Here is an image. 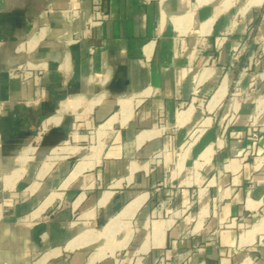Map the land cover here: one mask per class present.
<instances>
[{
    "label": "crops",
    "instance_id": "obj_1",
    "mask_svg": "<svg viewBox=\"0 0 264 264\" xmlns=\"http://www.w3.org/2000/svg\"><path fill=\"white\" fill-rule=\"evenodd\" d=\"M121 215L93 264H264V0H0V264H90Z\"/></svg>",
    "mask_w": 264,
    "mask_h": 264
},
{
    "label": "built area",
    "instance_id": "obj_2",
    "mask_svg": "<svg viewBox=\"0 0 264 264\" xmlns=\"http://www.w3.org/2000/svg\"><path fill=\"white\" fill-rule=\"evenodd\" d=\"M82 10L79 8H72L70 11L71 17H80L82 15ZM102 21L90 19L86 24L84 30L94 29L96 26L101 25ZM64 36H71L72 38L69 40L70 45L79 44L83 39V32H79V34L67 33ZM93 51V50H92ZM239 54L234 56V59H238ZM47 73L46 68L43 66H35L30 64H23L17 66L9 71V75L12 79H20L26 83H34L37 84L40 79H42ZM260 139V134L258 131L253 132L251 134V140L253 144H255Z\"/></svg>",
    "mask_w": 264,
    "mask_h": 264
},
{
    "label": "bare ground",
    "instance_id": "obj_3",
    "mask_svg": "<svg viewBox=\"0 0 264 264\" xmlns=\"http://www.w3.org/2000/svg\"><path fill=\"white\" fill-rule=\"evenodd\" d=\"M129 107L130 110L132 109L131 108V103L130 102H125V103H122V107ZM126 109V108H125ZM113 120H110L109 122H107L106 124L102 125L101 128L99 129V131L97 132V137H98V140H99V145H103V143L100 141L101 137L105 136L106 133L108 132V129H110L113 125ZM105 138V137H104ZM104 142V141H103ZM45 171H43L44 173ZM41 177L43 178V174H41ZM138 201V200H137ZM133 206V205H132ZM135 206V205H134ZM133 206V207H134ZM127 211V210H126ZM126 214V213H125ZM123 215L119 216L118 218H115L111 223H109V225L107 227H105L102 231V237L105 238L107 237V239H110L109 237L113 236V234L115 233L116 230L124 227L125 224H122L121 222V217ZM129 234V233H128ZM87 238L86 236H81L80 239H85ZM99 240V239H98ZM114 240V239H113ZM113 243V242H112ZM93 258V257H92ZM94 263V258L91 259L90 261V264H93Z\"/></svg>",
    "mask_w": 264,
    "mask_h": 264
},
{
    "label": "rangeland",
    "instance_id": "obj_4",
    "mask_svg": "<svg viewBox=\"0 0 264 264\" xmlns=\"http://www.w3.org/2000/svg\"><path fill=\"white\" fill-rule=\"evenodd\" d=\"M95 146L94 144H91L89 141L86 142V146L89 147V146ZM99 149H102L103 148V145H99L98 147ZM91 150H92V147H91ZM81 151V150H80ZM75 162L77 161L76 159L74 160ZM51 167V165L47 164L45 165V167L43 168V170L47 171L49 170ZM43 174V173H42ZM100 240H103L104 243L102 244V246L100 247V250L93 256L94 258V263L100 259H103L105 258L107 255H110V253H108L107 249L110 248V246L112 245V240L110 239L108 243H106V240L105 239H100ZM114 244V243H113ZM109 245V247L107 246ZM91 258V259H93Z\"/></svg>",
    "mask_w": 264,
    "mask_h": 264
}]
</instances>
